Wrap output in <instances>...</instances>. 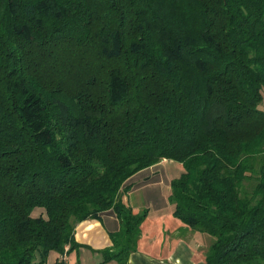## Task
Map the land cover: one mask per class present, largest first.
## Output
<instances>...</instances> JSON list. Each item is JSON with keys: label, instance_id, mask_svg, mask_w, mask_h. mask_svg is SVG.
<instances>
[{"label": "trees", "instance_id": "trees-1", "mask_svg": "<svg viewBox=\"0 0 264 264\" xmlns=\"http://www.w3.org/2000/svg\"><path fill=\"white\" fill-rule=\"evenodd\" d=\"M263 103L264 0H0V264L107 213L128 264L147 212L123 197L163 160L204 264H264Z\"/></svg>", "mask_w": 264, "mask_h": 264}, {"label": "crops", "instance_id": "crops-1", "mask_svg": "<svg viewBox=\"0 0 264 264\" xmlns=\"http://www.w3.org/2000/svg\"><path fill=\"white\" fill-rule=\"evenodd\" d=\"M165 162L168 160H163L134 179L137 184L150 177L155 179L154 182L141 185L123 197V201L135 213L147 212L138 249L130 255L128 264H194L192 255L184 243L189 229L174 216L175 205L170 200L171 181L174 179L167 178L159 171V166ZM165 212L174 219L169 220L170 228L163 224L157 231L155 226L151 227L150 220L154 214ZM120 230V220L111 213L100 215L97 219L85 220L76 226L75 240L78 248L62 257L52 252L45 264H55L58 261L63 264H118L116 261L103 262L101 251L112 249L113 239L118 237ZM146 238L148 242L144 244L152 248L142 250L141 243ZM161 238L162 242L159 241ZM176 241L178 243L175 245Z\"/></svg>", "mask_w": 264, "mask_h": 264}, {"label": "rangeland", "instance_id": "rangeland-1", "mask_svg": "<svg viewBox=\"0 0 264 264\" xmlns=\"http://www.w3.org/2000/svg\"><path fill=\"white\" fill-rule=\"evenodd\" d=\"M261 109L264 110V103L261 105ZM159 167H161L159 171H162L164 175L169 179H176L184 172L183 165L176 161L168 160V162L161 164ZM142 213L143 212L139 214H142ZM171 218L174 219L173 216H169L168 213L166 212L160 215L154 214V216L150 220V225L151 227L155 226V230L157 231L158 229H160V227L163 224H165L167 228H170L171 223L169 222V220ZM162 240L163 238H161L159 241L162 242ZM212 241H213V238L210 235L189 229V232L187 234V239L185 240V242L184 241L182 242L185 243L186 248L191 253L194 264H202V262L205 260L206 253ZM147 242H148V239L146 238L144 242L141 243L142 250H147L149 248H152V247H147L144 244ZM177 243L178 241H176L175 245ZM152 252H154V249H152Z\"/></svg>", "mask_w": 264, "mask_h": 264}, {"label": "built area", "instance_id": "built-area-1", "mask_svg": "<svg viewBox=\"0 0 264 264\" xmlns=\"http://www.w3.org/2000/svg\"><path fill=\"white\" fill-rule=\"evenodd\" d=\"M66 250L68 251V248Z\"/></svg>", "mask_w": 264, "mask_h": 264}]
</instances>
